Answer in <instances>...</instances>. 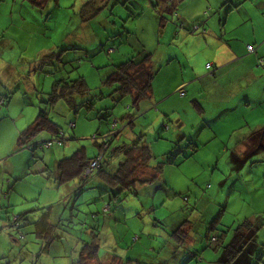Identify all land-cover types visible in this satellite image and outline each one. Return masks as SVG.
I'll list each match as a JSON object with an SVG mask.
<instances>
[{"label": "rangeland", "instance_id": "rangeland-1", "mask_svg": "<svg viewBox=\"0 0 264 264\" xmlns=\"http://www.w3.org/2000/svg\"><path fill=\"white\" fill-rule=\"evenodd\" d=\"M89 1L48 0L40 7L29 0H0V264H75L84 245L91 244L95 236L101 263L114 264L116 258L123 264L130 260L134 264H167L171 227L177 222L194 225L196 236L216 222L213 233L225 235L218 251L226 252L229 245L241 251L238 260L229 256L227 262L264 264V158L249 156L245 163L227 162V153L221 154L229 133L224 128L229 123L210 113L213 104L207 97L211 85L225 89L228 82L212 84L200 78L209 73L206 66L212 62L211 49L198 50L197 43L193 50L182 47L173 30L162 36L160 24L178 27L171 11L154 9L158 0H95L92 7L104 8L90 20L92 25L80 18ZM161 13L168 23H161ZM94 30L100 33L97 37ZM77 37L85 38V45L63 53L69 55L65 69L45 59L52 52L72 48L68 42ZM174 38L177 41L170 44ZM159 41L163 45L151 67L153 98L136 106L131 95L122 99L110 96L116 87L106 80L116 66L133 57L142 59L139 44L156 48ZM125 48L130 55L125 56ZM183 50L192 55L189 69L196 77L192 89L187 88L192 79L189 70L185 73ZM177 54L181 61H176ZM170 56L173 63L168 61ZM79 77L88 86V96H75L77 107L59 97L49 110L50 119L65 133L64 143L42 148L54 137L41 132L19 147V137L45 107L55 83ZM175 85L182 87L172 92ZM183 87L189 96H180ZM259 91L258 86H251L245 99L251 94V101L262 102L257 98L264 84ZM94 97L93 107L80 106ZM259 102L252 105L261 108ZM256 112L259 115L264 110ZM128 116L135 119L133 125H127ZM116 121L118 127L111 132ZM118 132L120 136L104 150L95 144L108 142L109 135ZM142 134L152 154L150 166L163 163V188L140 185L138 195L125 191L112 199L104 184L93 182L85 186L86 192H78V180L63 185L57 182L59 161L81 148L91 159L106 154L104 159L116 170L123 160L116 148L131 144ZM259 150L264 151V144L253 154ZM235 165L239 173L231 171ZM74 189L76 194L71 193ZM48 213L56 228L43 235L38 222ZM20 215L27 220H21L19 231L10 221ZM250 218L256 219L258 228L245 226ZM216 246L204 243L206 249H199L207 253L206 262L217 255ZM182 256L184 264L202 262L189 261L186 253Z\"/></svg>", "mask_w": 264, "mask_h": 264}, {"label": "crops", "instance_id": "crops-1", "mask_svg": "<svg viewBox=\"0 0 264 264\" xmlns=\"http://www.w3.org/2000/svg\"><path fill=\"white\" fill-rule=\"evenodd\" d=\"M102 1L103 0H101V2ZM154 9L158 12L166 10L171 11L168 5L163 3V0H158ZM174 11L175 13L172 15V20L175 21L177 24H175V26L178 28L176 30L172 24L170 27H167V24L162 27L160 24L163 34L162 36L167 37V35L171 33L169 30H173V34L175 33L176 38H180L182 47L186 46L188 49H190L189 47H192L191 50H193L195 43H197L198 50L207 52L211 49L210 52L212 55L210 59L212 62H208V64H211V68L208 69L206 66V70L209 73L202 75L200 78H204V80H208L212 84H218L222 80L228 82V86L225 89L214 88L213 85H211L210 96L207 97V100L211 101L213 104V109L210 113L212 115L218 114L221 118L225 117L224 120L229 123L228 126L224 128L226 133L229 132L227 135L228 138L223 141L226 152L224 149L221 150V154L227 153L226 156H224V159L227 160V162L228 160L232 162L233 159L237 162L245 163L249 156L250 158L252 156V158H255L254 156H258L259 158L261 156L264 158V151L262 152L259 150L257 152L258 154L256 153L257 155L253 154L264 144V117L260 118L261 114L264 115V113L259 112L258 115L256 112L258 109L262 110L263 108L264 110V91L263 93H258L259 97L257 98L262 102L251 101V94L245 99L247 96L245 91H248L251 86H258L260 89L259 92H262V85L264 84V70L262 69V67L264 68V64L260 63V60L264 61V0H179ZM174 11H171V14ZM166 20H164L162 24L169 22ZM81 22L80 19V23ZM153 23L157 25L155 20ZM89 24L92 25L90 21ZM194 28H197V30L191 31ZM93 34L97 37L100 33L94 30ZM139 34L141 35V33ZM122 38H124V35ZM177 39H171L170 44L175 43ZM82 41H84V43H82ZM85 42V38L77 37L70 39L68 44L70 43L69 46L75 48L84 46ZM161 45H163L161 44V41H159L158 47L156 48L152 47V44L151 46L143 43L142 45L139 44V47L141 46L139 53L152 52L150 68L153 65V57L156 56L159 46ZM248 46H253L255 52H249ZM114 50L117 51V49ZM124 51L125 56L130 55V50L128 48H125ZM182 53L181 54L185 59L184 66L187 68L185 73H187L188 70L190 71L189 67L192 62V55H187L185 50H183ZM179 55L180 54L176 55V61H181L182 58ZM165 59L168 60L167 57ZM173 60V57L170 56L168 61L173 63ZM190 73L191 75H189V79H192V84H190L189 87L186 86L188 89H192V86L196 81V77H194L195 71L191 70ZM175 75L176 74L174 73L173 77H175ZM180 86L181 85L173 86L172 92L182 87ZM186 87H183V91L185 92L184 97L189 96V93H186ZM152 94L153 93L151 92V95L146 98L152 99ZM156 94L157 92L155 91L154 96H156ZM260 94L263 95L260 96ZM256 102H259L261 108L256 109V106L252 105V103ZM127 125H130V123ZM96 143L101 144L97 141L95 144ZM230 150L232 151L233 156L231 155V157L233 158L229 157ZM231 171L240 172V170L236 168V165ZM78 181V192H86V187H80L81 181ZM96 183L99 184L98 182ZM149 186L153 185H148L147 187ZM76 189L71 193L76 194ZM89 200H91V198L88 199V201ZM249 222L251 223L250 226L255 225L258 228L256 219L250 218ZM182 225L183 222H177L171 227L173 234L170 235L171 240L169 245H172V248L171 251L168 252L169 256L165 257L167 264L169 260H175V264H184L182 253H186L187 257L188 252L193 250L198 251L202 258V262L198 263H195V260H192L195 264H224L226 262L225 260L228 259L226 253L228 254V252H230V247H233L234 245H229L228 250L224 253L218 251L219 248L216 249L215 251H217V255H214L210 261L206 262L207 253H203L202 250H199L202 248L206 249L204 243H210L209 239L205 237L206 232L203 231V234L198 233L200 236H196L195 234L197 233L193 230L194 225H191L192 228L190 226H185L182 229V231H184L183 233H185L184 235L179 231ZM261 227H264V224H262ZM261 227H259L258 230H260ZM210 254L212 255V253ZM219 255L222 256L219 257ZM239 257L240 252L235 256V259L238 260ZM261 258L262 257H260V259ZM99 263L107 264L108 262L101 263L99 261ZM120 263L117 262L114 264ZM111 264H113V261Z\"/></svg>", "mask_w": 264, "mask_h": 264}, {"label": "trees", "instance_id": "trees-1", "mask_svg": "<svg viewBox=\"0 0 264 264\" xmlns=\"http://www.w3.org/2000/svg\"><path fill=\"white\" fill-rule=\"evenodd\" d=\"M29 1L34 5L44 7L48 0H29ZM94 1L95 0L87 2L83 6L84 8L82 15L80 13V18L85 23L89 22L92 18H94L96 14H98L104 8L103 6H98V8L95 6L92 7ZM178 1L179 0H166L164 1V3L168 5L171 11H174L176 5L178 4ZM154 6L156 7V5ZM89 9L91 10L88 12ZM174 13L175 11L172 14L174 15ZM161 15L162 16L160 18L162 23L164 22L166 17L165 14L161 13ZM73 49H78V48L77 47L66 48L59 53L52 52L48 56H46L45 59H48V61L51 62L52 65H56V63H60L62 64L63 69H65L66 62H64V60L65 58L68 59L67 56L68 54L66 55L63 53L67 51H71ZM139 54L144 55L143 58L141 57L142 59H137L136 57H133L119 64L118 66H116L115 70L106 80V83L108 85L116 87L114 95L111 94L110 96H113L114 99L117 98L122 99L128 95H131L133 97V101L136 106L139 104V102L142 99L148 97L152 92L151 91L152 81L154 77V74L152 73L150 68L152 62L151 59L152 54L148 52L147 54H145L144 52H141ZM67 80L68 79H61L55 83L52 93L48 96V99L47 100L45 99L44 101L45 107L40 109L39 114L36 120L34 121V123H32L30 127H28L25 131H23V133L19 137L18 140L19 147H22L25 144L27 145L29 141H31L36 135H38L41 132H48L54 137L51 141H48L47 143L53 144L58 140H62L64 142L65 133L61 132L58 125L55 124L50 119L49 110L54 106V103L59 97L67 98L72 106L75 105V107H77L79 104L74 102L73 100L74 97L78 95L86 97L89 94L88 86L84 81L83 77H79L77 80L70 82H68ZM7 99L8 98H5L2 101V105L5 104ZM84 105H87L89 108L93 107L95 105V97L83 101V103L80 106H84ZM128 119L130 125L133 124L134 118L128 116ZM111 132H115V131L112 130ZM119 136H120V132L114 135L111 134L109 135L110 140L108 142L103 144L102 143L101 144L96 143V144L100 150H104L107 144L111 143ZM46 145H43L42 148L44 147L46 148ZM116 153L122 155L123 160L116 167V170H112L110 168V161L104 159L106 154H104L103 157L100 156L101 157L100 160H97L98 157L91 159L88 157L86 150L84 148H81L77 150L72 156L59 161L57 167L56 180L60 185H63L73 180H80L81 181L80 187L88 186V185L90 186V184H92L93 182H98L100 184L107 185L106 191L112 193L111 194L112 199L113 198L116 199L120 193H123L125 191L138 195L137 187L140 185H144V186L155 185L159 188H163V186L165 185V182L161 181L163 163H161L156 167L150 166V162L152 160V154L147 142L145 141V136L143 134L138 136V138L134 140L131 144H124L121 147H117ZM95 161H97V164L95 165V167H93V163ZM115 188H119V189L115 190ZM50 217H51L50 213L43 214L40 217L39 222L37 221L39 223L38 224L39 229L41 230L43 235H47L49 231H52L53 229L56 228L53 226L52 223L49 222ZM24 219L27 220L26 216L24 215L15 216L13 221L12 222L10 221V225L13 228L20 231V229L22 228V224L20 222L21 220ZM189 224L190 223H185V222L183 223V225L179 229V231H181V234L185 235L182 229L185 226L191 227V225ZM215 224L216 222L212 224L210 228H208V230L205 231L206 232L205 237L209 239L210 241L209 244L217 245L216 247L218 249L219 247L222 246L223 244L222 242L225 236L221 235L220 233L217 235L213 233ZM250 225L251 223L248 220L245 226H250ZM51 234L53 235V232H51ZM55 237H59V236H55ZM96 239L97 236L94 237V241L91 244L84 245L83 250L80 254V258L78 261H76L75 264H92V263L100 264L99 263L100 260L97 256L98 243L97 241H95ZM239 249L240 248H238V246L236 245L230 247V252H228V254L226 253L227 258L229 256L235 258V256L239 252H241L239 251ZM188 260L198 261V260H202V258L198 251L193 250L188 252ZM259 260L260 258L258 259V261ZM225 261L226 262L224 264H230L229 262H227V260ZM117 262L120 263V260L114 258V263ZM134 263H135L134 261L130 260L127 264H134ZM120 264L123 263L121 262ZM136 264H147V263L136 262Z\"/></svg>", "mask_w": 264, "mask_h": 264}, {"label": "built area", "instance_id": "built-area-1", "mask_svg": "<svg viewBox=\"0 0 264 264\" xmlns=\"http://www.w3.org/2000/svg\"><path fill=\"white\" fill-rule=\"evenodd\" d=\"M196 30H197V28H194L192 31H196ZM248 50H249V52H251V53L255 52V49H254L253 46H248ZM260 63H261V64H264V61H263V60H260ZM207 68L210 69V68H211V64H208V65H207ZM180 96H181V97H184V96H185V92H184L183 90L180 91ZM117 127H118V125H117V121H116L115 124H113V131H115V130L117 129ZM57 142H58V143H61V144L64 143L62 140H58ZM46 146H47V147H51L52 144H51V143H47ZM100 159H101V157H98V158H97V160H100ZM96 164H97V161H95V162L93 163V167H95Z\"/></svg>", "mask_w": 264, "mask_h": 264}]
</instances>
